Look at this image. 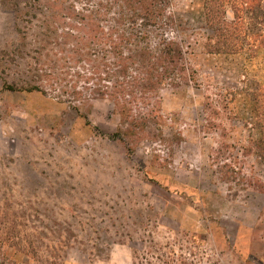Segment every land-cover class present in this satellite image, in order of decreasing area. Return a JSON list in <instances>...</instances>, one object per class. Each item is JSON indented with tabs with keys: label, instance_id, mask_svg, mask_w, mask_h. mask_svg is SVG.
<instances>
[{
	"label": "rangeland",
	"instance_id": "1",
	"mask_svg": "<svg viewBox=\"0 0 264 264\" xmlns=\"http://www.w3.org/2000/svg\"><path fill=\"white\" fill-rule=\"evenodd\" d=\"M52 1L0 0V264H264V0H215L236 53L204 46L205 0H168L185 77L127 118L39 78Z\"/></svg>",
	"mask_w": 264,
	"mask_h": 264
},
{
	"label": "trees",
	"instance_id": "2",
	"mask_svg": "<svg viewBox=\"0 0 264 264\" xmlns=\"http://www.w3.org/2000/svg\"><path fill=\"white\" fill-rule=\"evenodd\" d=\"M255 1L262 0L243 3ZM167 5L168 0H84L80 7L70 0H53L40 5V32L34 41L40 47L39 78L70 87L91 83L94 98L111 101L119 116L127 118L130 101L144 98L174 72L185 77L182 48L158 34L163 25L173 24ZM202 8L206 27L213 32L204 43L207 51L238 52L241 46L232 41L235 24L221 27L225 5L205 0Z\"/></svg>",
	"mask_w": 264,
	"mask_h": 264
}]
</instances>
